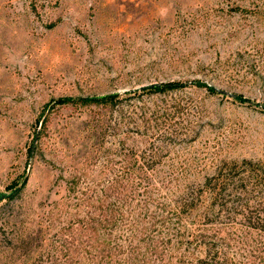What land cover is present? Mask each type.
Instances as JSON below:
<instances>
[{
  "label": "rangeland",
  "instance_id": "374dc122",
  "mask_svg": "<svg viewBox=\"0 0 264 264\" xmlns=\"http://www.w3.org/2000/svg\"><path fill=\"white\" fill-rule=\"evenodd\" d=\"M116 92L122 117L80 102ZM232 160H264V0H0V264H48L102 206L178 264Z\"/></svg>",
  "mask_w": 264,
  "mask_h": 264
},
{
  "label": "trees",
  "instance_id": "16d2710c",
  "mask_svg": "<svg viewBox=\"0 0 264 264\" xmlns=\"http://www.w3.org/2000/svg\"><path fill=\"white\" fill-rule=\"evenodd\" d=\"M197 85L203 84L197 82ZM178 86L177 83L152 85L143 88L136 95L147 91L176 89ZM209 90L217 91L212 86ZM129 93L130 96H126L130 97L127 98L128 100L136 92ZM125 99L116 92L83 98L80 102L86 107L91 104L101 105L110 113L117 112L122 117L124 107H130V103L124 104ZM144 116L146 117V113ZM85 161L88 162V160ZM223 164L217 168L215 175L207 179L205 185L207 189H211L207 195L209 202L206 206L204 205L206 217L204 225L207 228L204 229L203 234L194 231V234L190 235L187 226L183 227L179 245V249L182 250L179 252L178 264H264V160L241 162L232 160ZM16 191L17 188L13 189L9 196L14 197L17 194ZM198 198L193 193L181 197L180 202L183 208L172 215L181 214L183 209H195ZM51 204L52 208H59L61 205L60 201H53ZM115 208L102 206L101 214L92 215L91 212H86L80 220L68 226L66 229L69 230V239L58 244L48 264H160L164 262L172 237L164 236L166 238L158 239L146 235L143 230L147 228L139 224V219L131 222L129 218L124 220L123 215L117 217L115 212L118 210ZM120 210L123 211V204ZM121 222L134 226L128 227L130 232L126 234L127 242L120 240L125 234L122 229L124 223ZM171 223V218H168L167 229ZM118 232L116 237H111ZM196 248H200L202 254L196 255ZM67 251H69L68 255Z\"/></svg>",
  "mask_w": 264,
  "mask_h": 264
},
{
  "label": "water",
  "instance_id": "95a60500",
  "mask_svg": "<svg viewBox=\"0 0 264 264\" xmlns=\"http://www.w3.org/2000/svg\"><path fill=\"white\" fill-rule=\"evenodd\" d=\"M216 90H217L218 92L222 93V94H226V95H229V96L234 97V98L236 97V95L233 94V93H231V92H227V91H224V90H222V89H216ZM34 147H35V144L32 146V153H33ZM5 197H6L5 194H1V195H0V201L3 200Z\"/></svg>",
  "mask_w": 264,
  "mask_h": 264
}]
</instances>
